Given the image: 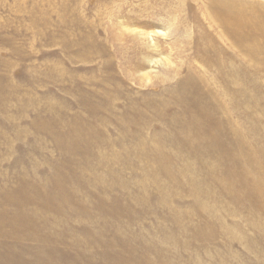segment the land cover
Listing matches in <instances>:
<instances>
[{"label":"rangeland","instance_id":"obj_1","mask_svg":"<svg viewBox=\"0 0 264 264\" xmlns=\"http://www.w3.org/2000/svg\"><path fill=\"white\" fill-rule=\"evenodd\" d=\"M82 2L0 0V86L8 87L6 92L10 95V85H19V98L22 96L23 101L31 105L25 106L23 116L17 115L14 112L20 107L14 102L17 98L14 95L9 102L11 109L4 114L5 118L0 116V126L1 122L6 126V129L0 128L5 135V140L0 142V172L2 177H8L6 184L9 183L7 188L0 190V210L13 208V204H6L5 200L19 187L13 165L17 163L13 161L21 155L30 160L18 166L26 171L24 177L27 180L45 181L56 176L55 170L61 167L65 158L64 147L57 137L53 138L46 131L37 136V130L44 125L51 131L52 125L46 123L47 119H54L61 134L77 130L81 137L82 143L77 146L79 154L74 161L80 164L78 174L85 184L82 190L76 191L93 199L81 219L73 217L70 218L73 222L66 223L63 220L62 225L56 227L44 224L53 228L55 236L61 235V240H67L68 248L72 247L68 251L66 247H60L66 250L60 251L61 256L73 252L70 245L74 238L70 235L76 231L81 238V248L89 245L86 250L96 252L99 248H93L92 244L110 242L123 247L125 255L132 252L144 255L151 259V264H264V222H259L262 232L256 234L249 220V238L243 244L231 241L225 247L226 239L219 236H214L211 241L197 239L195 232L198 229L214 223L206 221L205 213L191 204L193 201L186 192L178 195L172 189H164L165 179L156 171L152 155L147 158L143 153H133L126 157V153H132L133 142L118 120L125 112L122 106L129 102L124 94H143L136 107L145 113L132 115V118L140 116L141 127L149 124L163 132L157 114L164 112L170 116L169 108L172 107L156 91V86L168 80L158 81L153 75L159 72L172 78L176 70L177 73L185 72L187 60L188 65L192 63L193 55L186 46L195 39L198 22L203 21L202 0ZM118 27L127 34L155 37L156 47L144 53L165 66L151 68L145 63L131 71L123 59L131 56L130 42L116 52L109 42L111 33ZM75 40L76 45H73ZM146 46L154 47L155 44L152 46L147 42ZM108 59L115 64L114 70L101 67ZM108 76L117 78L111 80ZM216 85L226 93L221 94L223 99L233 89L243 92L247 88L249 92V81L236 84L220 81ZM244 94L238 95L234 103L225 100L228 114L236 132L247 140L248 147L251 143L250 148L264 153V98L253 99L249 98V93ZM88 105L94 106L88 109ZM95 106L100 114L96 119L89 115ZM87 124L92 127H86ZM137 146L154 149L156 145L143 138L138 140ZM164 151L170 161L182 157L180 151L169 147ZM126 159L128 167L124 166ZM192 161L196 166L200 165L197 177L201 180L205 176L200 170L202 157ZM2 180L0 178L3 186ZM195 182L199 188V182ZM94 198L103 199L114 211L109 214L94 211ZM223 200L220 194L214 202L202 201L209 216L213 214V205L221 212ZM39 202L33 206L43 208L52 220L56 218L53 217L55 214L71 215L66 211L59 213L53 205ZM164 202L168 206L160 204ZM173 219H177L183 229L181 226L175 228ZM226 219L231 218L226 216ZM212 231L216 233L218 229ZM101 248L105 249V246ZM106 260L102 258L100 262Z\"/></svg>","mask_w":264,"mask_h":264},{"label":"bare ground","instance_id":"obj_2","mask_svg":"<svg viewBox=\"0 0 264 264\" xmlns=\"http://www.w3.org/2000/svg\"><path fill=\"white\" fill-rule=\"evenodd\" d=\"M202 2L203 21L198 22L197 35L186 46L193 55L192 63L188 65L187 60L185 72L177 73L176 70L172 78L159 72L153 75L158 81L168 80L160 86L155 85L156 91L164 100L167 99L172 107L169 108L170 116L164 112L157 114L162 123L160 126L164 127L163 132L149 124L141 127L140 116L132 118V115L145 113L136 107V102L141 100L143 95L136 94L137 92L124 94L129 102L122 106L125 112L118 116V120L133 142L132 153H126V157L129 158L133 153H143L147 158L152 155L156 171L165 179L164 189H172L178 195L186 192L193 201L191 204L205 213L206 221L214 223H207L198 229L195 237L203 241H211L214 236L224 237L226 247L231 241L243 244L249 238V220L256 234H261V227L258 224L260 221L264 222V153L250 148L252 145L250 141L248 147L247 140L236 132L225 101L228 99L234 103L235 98L238 95H246L244 93H249V98H264V0H202ZM111 34L109 42L115 52L127 41L130 42L131 56L123 59L125 65L132 68L131 71L142 64L145 66V63L151 68L154 65L165 66V63L160 64L157 59H149V55L144 53L156 47L155 37H142L132 32L127 34L120 27ZM129 38L131 39L128 40ZM145 40L155 46H146ZM73 45H76V40L73 41ZM131 60H135L136 63L132 64ZM103 65L114 70L115 64L111 59L103 61L101 67ZM117 68L119 70V66ZM108 78L113 80L117 77ZM220 81L224 84L249 81V92L246 91L247 88L243 92L233 89L223 99L221 94L226 93H222L220 86L216 85ZM13 85H10L12 86L10 95L6 92L8 87L0 86V116L3 118L11 109L9 102L11 98L13 100L14 95L17 96L14 102L20 107L14 112L17 115L23 116L25 106H31L30 102L23 101L22 96L19 98L20 86ZM90 106L94 105H88L87 108ZM98 111L99 108L92 107L90 117L96 119L100 115ZM1 124L0 128L4 126L6 129L4 123ZM46 124L52 125L51 131L48 125H44L37 130V136L46 134L43 132L46 131L53 138L57 137L58 143H62L64 147L65 158L61 167L56 168L54 178L35 182L27 180L24 177L26 171L18 167L30 162L28 157L21 155L13 161L17 163L13 165L19 187L5 200L6 204H13V208L0 210V264H151L149 262L151 259L144 255L133 252L131 255H125L123 247L110 242L92 244L93 248H99L96 252L86 250L89 245L81 248V238L76 231H72L74 234L70 235L74 238L71 245L68 243L73 246V252L60 255L62 251L71 250L72 247L68 248L67 240H61V235L55 236L53 228L49 229L44 224L56 227L62 225L63 220L66 223L73 222L70 220L73 217L81 219L87 213V207L93 199H88L76 191L82 190L85 184L78 174L80 164L74 161L79 154L77 146L82 143L78 131L69 130L61 134L59 128L55 126L54 119H47ZM58 124L64 127L62 123ZM86 127L92 126L87 124ZM164 132L167 133L163 134ZM143 138L153 142L155 148L147 146L137 148L138 140ZM4 140V131L0 130V142ZM167 147L180 151L184 160L182 161L180 157L178 161H170L164 151ZM87 149L88 145L85 151ZM200 157H202L200 170L205 172L201 180L197 177L200 165L196 166L192 161ZM128 165L126 159L124 166ZM2 174L0 172V178L5 182L2 180L3 186L0 185V190L7 188L9 184H6L8 177H2ZM171 181L172 185L169 184ZM195 181L199 182V188ZM220 194L224 197L221 212L219 207L213 205V214L209 216L203 202L206 203L208 199L214 202ZM39 200L53 205L59 213L66 211L71 215L55 214L53 217L56 218L52 220L43 208L33 206ZM94 203V211L102 214L114 211V208L111 209L110 204L103 199L94 198ZM160 204L168 206L167 202ZM226 216L231 219L227 220ZM236 217L238 220H235ZM51 221L56 225L50 223ZM172 222L175 228L181 226L177 219H173ZM181 227L180 229H183ZM241 227L244 229L240 230ZM213 228L218 231L214 233ZM103 246L105 249L101 248ZM102 258H106L108 262L107 260L104 263L100 262Z\"/></svg>","mask_w":264,"mask_h":264}]
</instances>
